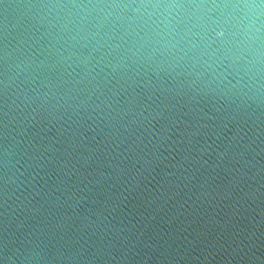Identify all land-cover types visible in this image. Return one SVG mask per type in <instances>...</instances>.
<instances>
[{
  "label": "water",
  "instance_id": "obj_1",
  "mask_svg": "<svg viewBox=\"0 0 264 264\" xmlns=\"http://www.w3.org/2000/svg\"><path fill=\"white\" fill-rule=\"evenodd\" d=\"M0 264H264V0H0Z\"/></svg>",
  "mask_w": 264,
  "mask_h": 264
}]
</instances>
